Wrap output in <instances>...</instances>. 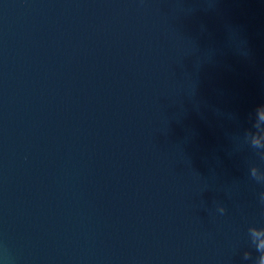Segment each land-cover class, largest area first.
Here are the masks:
<instances>
[{"label":"water","instance_id":"95a60500","mask_svg":"<svg viewBox=\"0 0 264 264\" xmlns=\"http://www.w3.org/2000/svg\"><path fill=\"white\" fill-rule=\"evenodd\" d=\"M262 105L264 0H0V264H264Z\"/></svg>","mask_w":264,"mask_h":264},{"label":"clouds","instance_id":"9594fccd","mask_svg":"<svg viewBox=\"0 0 264 264\" xmlns=\"http://www.w3.org/2000/svg\"><path fill=\"white\" fill-rule=\"evenodd\" d=\"M261 111H264V105H262V106H259V107H257L256 108V110H255V112H256V115L258 116V114L261 112ZM256 127V124L254 123L253 124V128H255ZM262 159H264V157H261ZM257 182H264V180H262V179H259V178H256L254 175L252 176ZM260 200H261V202L262 203H264V192H262L261 194H260ZM218 211L221 213V214H223L224 212H225V209L223 208V207H220L219 209H218ZM249 231H252L251 229H249ZM252 242V241H251ZM252 244L255 246V249H256V251L259 253V256H261L262 258H264V251H261L259 248H257L256 247V245L254 244V242H252ZM249 256H250V254L248 253V252H245L244 253V259H249Z\"/></svg>","mask_w":264,"mask_h":264}]
</instances>
